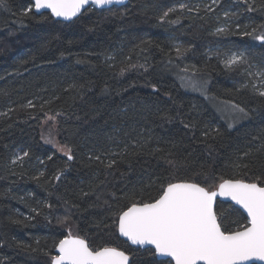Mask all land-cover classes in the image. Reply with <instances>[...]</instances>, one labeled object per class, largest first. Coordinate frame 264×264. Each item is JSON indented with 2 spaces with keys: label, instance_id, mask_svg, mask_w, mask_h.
Masks as SVG:
<instances>
[{
  "label": "trees",
  "instance_id": "trees-1",
  "mask_svg": "<svg viewBox=\"0 0 264 264\" xmlns=\"http://www.w3.org/2000/svg\"><path fill=\"white\" fill-rule=\"evenodd\" d=\"M47 116L66 157L41 143ZM227 180L264 187V0H130L68 24L0 0V264H52L68 229L171 264L120 240L119 215ZM215 214L225 234L248 226Z\"/></svg>",
  "mask_w": 264,
  "mask_h": 264
},
{
  "label": "water",
  "instance_id": "water-1",
  "mask_svg": "<svg viewBox=\"0 0 264 264\" xmlns=\"http://www.w3.org/2000/svg\"><path fill=\"white\" fill-rule=\"evenodd\" d=\"M130 0H31L36 15L71 23L86 10L126 6ZM232 205L247 219L240 231L222 232L215 214L217 202ZM117 234L131 248L151 249L159 261L171 264H264V187L227 180L208 192L191 183L167 186L157 201L133 205L117 219ZM52 264H130L123 252L92 251L81 238L57 245Z\"/></svg>",
  "mask_w": 264,
  "mask_h": 264
},
{
  "label": "rangeland",
  "instance_id": "rangeland-1",
  "mask_svg": "<svg viewBox=\"0 0 264 264\" xmlns=\"http://www.w3.org/2000/svg\"><path fill=\"white\" fill-rule=\"evenodd\" d=\"M234 60H236V57L234 58V56H232L229 57L228 62L231 63ZM215 107L221 112L222 115H224L228 119L235 120V122L240 120L242 117L241 112L231 105L227 104L226 107H221V105L215 104ZM40 140L43 145L52 148L58 155H61L63 157L68 156L67 150L61 145L59 140L57 132V119H54L51 116H47L44 119L40 127ZM17 155L20 156L19 153ZM217 187L218 186L215 185V188ZM215 188H210V191H208L212 192L213 190H216ZM67 237H76V234L72 229H68Z\"/></svg>",
  "mask_w": 264,
  "mask_h": 264
},
{
  "label": "bare ground",
  "instance_id": "bare-ground-1",
  "mask_svg": "<svg viewBox=\"0 0 264 264\" xmlns=\"http://www.w3.org/2000/svg\"><path fill=\"white\" fill-rule=\"evenodd\" d=\"M68 238H70V237H68ZM72 238H74V237H72ZM153 251V250H152Z\"/></svg>",
  "mask_w": 264,
  "mask_h": 264
},
{
  "label": "flooded vegetation",
  "instance_id": "flooded-vegetation-1",
  "mask_svg": "<svg viewBox=\"0 0 264 264\" xmlns=\"http://www.w3.org/2000/svg\"><path fill=\"white\" fill-rule=\"evenodd\" d=\"M131 248V247H130ZM132 249H135V248H132ZM154 252V251H153Z\"/></svg>",
  "mask_w": 264,
  "mask_h": 264
}]
</instances>
